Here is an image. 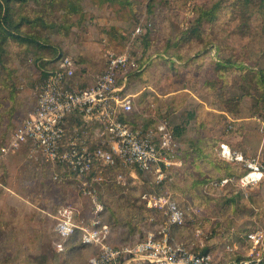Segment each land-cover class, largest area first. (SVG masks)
Listing matches in <instances>:
<instances>
[{
    "label": "rangeland",
    "instance_id": "374dc122",
    "mask_svg": "<svg viewBox=\"0 0 264 264\" xmlns=\"http://www.w3.org/2000/svg\"><path fill=\"white\" fill-rule=\"evenodd\" d=\"M56 1V4H50L41 0L39 4L31 2L21 8L25 15L33 19L39 15L44 19L39 21L36 28L27 26V31L39 35V44L44 47V51H41L43 57L39 58L34 49L36 47L10 40L0 58V94H7L3 88L5 84L26 85L30 95L24 97L25 100L29 98V104L25 103L29 108L31 106L33 112L36 108L34 91L43 82L46 71L54 67L53 59L60 54L75 60L78 75L86 72L84 65L87 64L99 69V72L104 71V54L108 50L128 52L131 59L146 64L149 62L146 59V47L151 41L154 52L162 53L164 48H168L169 53L186 58L191 65L176 70V73L172 72L175 84L169 86L168 90H174L173 97L162 101L163 104L159 98L155 99L160 106L157 120H169L176 135L177 128L183 130L181 139H177L180 150L174 158L181 164L171 166L168 170V177L173 182L159 186L155 175L151 173L125 167L112 169L108 173V185L95 187L105 210L101 219L110 228L108 242L112 246L132 247L167 222L161 211L159 213V210L149 206V200L160 195L178 199L179 206L185 211V222L171 231L172 241L186 244L196 252L211 250L218 264H234L245 252L240 248L238 253H229L228 239L233 237L232 240L243 247L242 240L246 233L256 227L264 229V180L258 185L241 187L238 180L246 168L224 158L221 178L234 179V182L215 187L211 192L193 188V198L190 199L186 196L188 189L181 187V183L188 185L192 178L201 177L197 172H188L191 156L183 155V151L195 147V141L190 138L200 127L201 131L219 133L221 145H234L235 149L240 150L239 153H242V148L248 149L251 155L243 153L244 156L259 158L264 165V89L251 74V71L264 69V0ZM69 2H73L76 9L79 7L77 13L71 12L74 8L66 5ZM128 3L130 8L127 7ZM138 26H142L144 32L132 41V34ZM196 30L197 34L191 41L181 46L177 44L183 32L194 36ZM119 35L123 38L119 39ZM167 39L174 41L166 44ZM219 60L233 65L228 69L231 71H223L220 77L215 70ZM237 67L242 69L237 70ZM134 71V68H130L118 80V85H125L124 92L132 97L138 84ZM170 72L171 69L165 66V69H155L154 75ZM86 87L89 85L85 84L83 88ZM197 99L206 102L209 109L196 120L187 113L194 109L190 101ZM225 110L231 114L225 113ZM141 111L136 104L132 116L137 122L143 121L139 114ZM223 111L225 114L219 115ZM149 124L146 123V126ZM19 125L8 124L0 129V147ZM243 134L259 138L261 147H258L257 141H250L248 137L244 139ZM18 153L0 161V180L4 177L2 172L6 173L5 169L9 167L17 170L13 174L18 184L26 183L29 182L30 170L39 165L48 168L50 164L41 155L32 156L30 147L24 148L20 152L21 156ZM52 175V171L45 169L41 176L43 190L51 201L38 206L45 208L52 216L42 217L38 230L43 233L48 231L55 224L57 210L65 205L77 206L81 210L79 221L91 223V202L78 188L70 190L58 187ZM189 176L191 179H188ZM31 190L37 193L40 188L35 186ZM77 240L79 238L75 237L70 244L74 245ZM3 247H7L5 242L0 246V264H84L98 253L97 248L88 247L91 250L75 252L72 261V255L54 252L50 246L51 261H47L46 257L41 258V254H38V260H34L36 253L24 252L19 244L12 246L11 253L2 252ZM29 255L31 260L28 259ZM126 263L147 264L123 260L118 264Z\"/></svg>",
    "mask_w": 264,
    "mask_h": 264
},
{
    "label": "built area",
    "instance_id": "2783aa9c",
    "mask_svg": "<svg viewBox=\"0 0 264 264\" xmlns=\"http://www.w3.org/2000/svg\"><path fill=\"white\" fill-rule=\"evenodd\" d=\"M143 32L144 28L138 26L132 41ZM105 56V70L95 84L86 88L70 84L76 62L70 56L63 57L59 69L50 72L35 89L36 108L16 128L9 142L0 147V161L30 147L32 156L41 155L53 167L57 163L65 164L74 173L83 196L92 204L93 219L84 224L79 221L81 210L77 206H63L55 216L53 230L60 238L53 242L59 253L65 250L68 241L78 237L81 244L98 249L88 264H118L122 260L147 264H218L213 253L196 252L186 244L172 241V228L184 224L185 212L165 196L149 200V206L166 217L165 226L150 232L132 247H114L108 242L110 228L101 219L105 210L94 184L101 179L103 167L119 165L151 173L161 184L169 178V168L181 162L174 159L179 143L168 121L158 120L148 128L146 123L152 117L139 112L143 121L137 122L132 116L133 97L124 92L125 85H118L130 68H137V61L128 52L108 50ZM221 149L222 158L242 164L248 170L238 180L241 187L258 185L264 180V165L259 158H247L228 145H221ZM93 172L98 176L89 179ZM55 180L61 181L57 176ZM232 182L234 179L227 178L215 187ZM248 241L251 246L246 259L234 264L264 261V229L249 233Z\"/></svg>",
    "mask_w": 264,
    "mask_h": 264
},
{
    "label": "crops",
    "instance_id": "0c3cea01",
    "mask_svg": "<svg viewBox=\"0 0 264 264\" xmlns=\"http://www.w3.org/2000/svg\"><path fill=\"white\" fill-rule=\"evenodd\" d=\"M171 55V54H170ZM169 54L158 53L151 51L150 53V59L148 60L146 64L142 65V68L139 70L138 73H141L140 77L136 78V84L137 88L134 94V103L139 104L140 102L143 103V109H151L148 113H141L142 116L147 117L150 116L152 119L150 121H147V124H152L156 120L157 117H160L158 114V105L155 101L157 98H159L160 102L163 104L162 101L166 102V99L173 97L174 90H168L169 86H174L173 78L174 74L172 72H175L176 70H172V68L175 66L180 70L185 68L184 62L179 61L175 56ZM165 58V60H163ZM88 61L90 60V55H87ZM96 60V59H95ZM104 62V61H103ZM90 63V62H89ZM87 69L86 72L83 73L82 80L84 83L88 86H91L96 83L98 77L103 73V71L99 72V69H95L90 67L89 64L84 65ZM104 66L105 70V63L102 65ZM165 66L169 69H171L170 74H161V75H154L155 69L158 70L160 68L165 69ZM77 68V63H76ZM176 73V72H175ZM7 92V94H0V125L4 123V125L8 124H15L19 125L23 122L26 118H28L33 112H31V106L29 108V98L26 100L24 97H28L30 95V90L27 88L26 85H13V84H6L3 87ZM166 92H163L165 91ZM4 91H1L4 93ZM188 92V90H186ZM13 93V94H11ZM31 97V96H30ZM154 99V100H152ZM26 101V103H25ZM198 101V102H197ZM190 101L192 106L191 108H194L191 112H188L187 114L190 116L191 119H198L202 115V111L206 112L207 109H209L206 102L200 101L199 99ZM190 108V109H191ZM212 108V107H211ZM8 111V112H7ZM216 111V110H215ZM4 113V114H3ZM222 116V114H225L224 112H219ZM166 119V117H165ZM169 121V120H168ZM170 122V121H169ZM199 122V121H198ZM3 126L0 127V129ZM179 129V128H177ZM181 130V129H180ZM198 130V128L196 129ZM183 131V130H181ZM182 136L176 135L177 139H181ZM244 139L245 137L249 138L250 141H257L258 147L260 141L259 138H253L249 134H243L242 136ZM201 139V140H207L208 138L219 139L221 142V135L219 133H211L203 130L201 133L195 132L194 135L190 139ZM227 145V144H226ZM230 148H232L236 152H240V150L235 149L236 147L234 145H228ZM250 146V144H249ZM248 147V146H247ZM250 148V147H248ZM241 151L242 154L251 155L250 151H247L246 148H242ZM24 149H21L18 151V156H21V151ZM257 153V152H254ZM243 154V155H244ZM183 155H189L191 156L190 162L194 157L197 156V153L193 149H189L188 151H183ZM24 158V157H23ZM30 158V157H28ZM203 159V158H202ZM199 159L198 162L201 164H206L204 159ZM213 162H216V158L214 157ZM2 163H0L1 168ZM16 168V167H15ZM14 169V168H13ZM11 170V168H6V173L2 172L4 177L2 180H0V241L3 239H7V247H3L2 252H11L12 246L15 244H19L22 246V250L24 252L28 253H36V256L34 260H38L40 257V254L42 259L51 261L49 259L50 257V246L54 252H57L53 247V242L56 241L55 237L56 234L54 233V225L52 229H49L48 231L40 232L38 229L41 228V220L42 217L45 215L52 216L51 214L47 213L45 208L39 207L38 205L40 203H50V197L45 195V192L43 190L44 184L42 182L41 176L45 169L54 172V167L49 164L48 168L43 167L42 165L36 166L34 169L30 170V177L29 182H24L22 184H18L19 181L16 180L13 171H17L16 169ZM32 174V175H31ZM35 186H38L40 188L39 192L35 193L31 190V188H34ZM42 189V190H41ZM38 215H34V214ZM74 239V238H73ZM73 239H71L68 242H71ZM75 243L73 246H77L80 242ZM70 244V243H69ZM1 246V245H0ZM90 247V246H89ZM85 248V249H84ZM83 249H77L74 252L69 251L67 255H72L71 259L73 260L74 253L82 251V250H91V248L84 247ZM59 253V252H57ZM63 253V252H61ZM39 254V256H38ZM31 260V255L28 256ZM39 257V258H38ZM91 258V257H90ZM88 258L85 263L89 262ZM84 263V264H85ZM127 264V263H126ZM129 264V263H128Z\"/></svg>",
    "mask_w": 264,
    "mask_h": 264
},
{
    "label": "trees",
    "instance_id": "16d2710c",
    "mask_svg": "<svg viewBox=\"0 0 264 264\" xmlns=\"http://www.w3.org/2000/svg\"><path fill=\"white\" fill-rule=\"evenodd\" d=\"M40 1L41 0H0V48H1V52H2V53L0 52V54H2V55H0V58H1V56H3V53L5 52V45L10 40H14V42L20 43L24 46H27L29 44L31 46L36 47L34 49H36V51L38 52V54L40 56L39 58L43 57L41 55L42 54L41 51H44V50H42L44 47L39 44V37H38L39 35L36 34L35 32L27 31V28H28L27 26H30L32 28H36L38 26L39 21L41 22L44 19H43V17H40V15L38 16V18L33 19L29 15H25L24 12L21 11V8L25 7L27 4H29L31 2H33V3L36 2L37 4H39ZM42 1L49 2L50 4H56L58 2L56 0H42ZM250 1H252V0H247V2H250ZM68 4L70 6H73V8H74L73 10H71V12L77 13L79 11V7H77V9H76L73 5L74 4L73 2L72 3L71 2L66 3V5H68ZM127 7L130 8L131 5L128 3ZM67 12H68V10H67ZM198 30L193 32L194 36L189 35L190 33L183 32L182 35L177 39V44H179V46H181V45L186 44V42L191 41L193 38H195V35L197 34ZM117 31H118V29H117ZM150 31H152V28H150ZM119 37H120L119 39L123 38L120 35H119ZM167 40H168V42L166 41V44L172 43V41H174L172 39H167ZM169 40H171V41H169ZM151 46H152V41L146 47L147 48L146 59H148V60L150 59L149 53L152 51V48H153V47L151 48ZM162 52L164 54H167V55L171 54V53H169L168 48H164V50ZM116 53H118V52H116ZM171 55H173V54H171ZM147 56H148V58H147ZM173 56H175L179 61L186 63L184 65L186 68L188 65H191L190 62L187 63L186 58L182 57L181 55L177 54V55H173ZM63 57H65V55L60 54V55L56 56L55 59H53L54 67L52 69H49L48 71H46V73H45L46 75H45L43 81L48 77L50 72H53V70L55 71V70L59 69V63ZM144 59H145V57H144ZM144 59H142V60H144ZM0 61H1V59H0ZM104 63H105V67H106V56H105V54H104ZM136 63L138 66H137V68H135L133 75L136 78H138L141 75V73H138V72L142 68V65H144V63H142V61H140V60H137ZM215 66H216L215 70L218 72L219 77L222 76L223 71H225V70H226V72L231 71L232 69H230V70H228V69H229V67H233L232 64H228L227 62L224 63L223 61H220V60ZM177 69H179V68H177L175 66L172 68V70H177ZM240 69H242V67H237V70H240ZM251 74H253L252 75L253 78L256 79V82L259 85H261L264 89V69L259 70L258 72L251 71ZM82 78H83V72L78 75L77 70H76L74 76L70 80V84L73 87L83 88V87H85V83L82 80ZM11 94H13V93H11ZM137 105L142 110L141 113H143V114L151 111V109H147V108L143 109V103L142 102H140ZM225 111H226L225 113L231 114V113H229L230 111H228V110H225ZM157 121L158 120L156 119L154 121V123L149 124L147 127L150 128V127L155 126ZM1 126H4V123L2 125H0V127ZM15 130H13V132L7 137L4 145H6L9 142L10 137L15 132ZM197 132L201 133L200 127H198ZM177 134L179 136H182L183 131L177 129ZM193 140L195 141V143H194L195 147H193L192 149L196 151L197 156L194 157L192 159V161L189 163V171L188 172H192V173L197 172L199 177H201V178L194 177L191 179V177L189 176L188 179H191V180H190L188 185H186L187 183H181V187H186V189H188L186 196L189 197L190 199L193 198V194H194L192 191L193 188L196 189L199 187V188H202L203 190L208 191V192L214 191L215 184L218 183V181L222 180V178H221V176L223 175L222 172L224 173V171H223V169H224L223 159L224 158H222V156L220 154V149H221L220 145L222 144V143H220V140L219 139L214 140L213 138H208L207 140H201V139L195 138ZM221 142H222V139H221ZM4 145H2V146H4ZM179 150L180 149H178V152H179ZM214 157L216 158L215 163L213 162ZM202 158L204 159L206 164H204V163L201 164L200 162H198V160L202 159ZM104 168H105V171H103L101 179H97L94 182V184L96 185L95 186L96 188L97 187H105V185L107 186L108 180H109V178H108L109 171H111L112 169H120L122 167L119 165H115V166L103 167V169ZM247 172H248V170L245 169V173L242 176L247 174ZM52 176H53L54 181L57 182L58 187L65 188V189L78 188L81 191L80 183L75 180L74 173L68 168L67 165L57 163L54 167V172H53ZM55 176H57L59 179H61V181L55 180ZM97 176H98V173L93 172L89 179L96 178ZM218 177H220V178H218ZM225 178H227V177H225ZM171 182H173V179L168 178L165 182H163L162 184H159V186L163 185V184L164 185L171 184ZM162 196L160 195L158 197H162ZM173 199L174 198H172V200ZM176 200H178V199H176ZM176 200H174V201L176 202L177 206L181 210L184 211V209L181 206H179L180 205L179 200L178 201H176ZM60 209L61 208H59L57 210L55 215L58 214V211ZM159 213H160V211H159ZM101 217H102V214H101ZM53 225L50 229L53 228ZM178 227L179 226H175L172 228V230L175 228H178ZM256 230H257V227L253 228V230H251V232H254ZM251 232L246 233V235L243 237V240H242V244H243L242 246L243 247H240L238 242H234L232 240L233 237L231 239H228V245L230 247L229 253H232V254L238 253L240 248L244 249L245 254L243 255L242 258L238 259L236 262H241V261L246 259V254H247V252L251 246L249 241H248V235ZM55 240L60 241V238L58 236H56ZM4 242L7 245V239H4V240L2 239L0 241V245H2ZM69 243H71V242L66 243L65 250L63 251L67 254L70 253L69 251L75 250V248L76 249H81V248L83 249L84 247H89V246L83 245L81 243H79L77 246L76 245L73 246ZM206 252L213 253L211 250H207ZM9 253H11V252H9ZM260 264H264V261H262Z\"/></svg>",
    "mask_w": 264,
    "mask_h": 264
}]
</instances>
